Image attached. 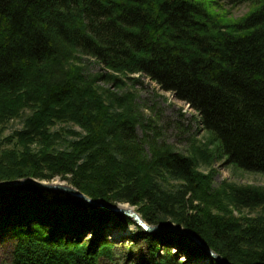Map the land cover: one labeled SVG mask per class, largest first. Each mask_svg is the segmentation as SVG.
Wrapping results in <instances>:
<instances>
[{
    "label": "trees",
    "instance_id": "obj_1",
    "mask_svg": "<svg viewBox=\"0 0 264 264\" xmlns=\"http://www.w3.org/2000/svg\"><path fill=\"white\" fill-rule=\"evenodd\" d=\"M245 4L246 16L227 18ZM82 57L108 73L87 77ZM136 74L199 115L201 155L137 139L145 127L132 108L98 86L121 89ZM17 119L22 130L1 138ZM223 159L264 175V0H0V183L59 178L151 226L191 231L228 263L264 264V190L212 189L215 173L200 168ZM130 226L61 193L1 189L13 249L0 264L112 262L108 232ZM135 242L139 264H218L172 233L138 228Z\"/></svg>",
    "mask_w": 264,
    "mask_h": 264
},
{
    "label": "rangeland",
    "instance_id": "obj_2",
    "mask_svg": "<svg viewBox=\"0 0 264 264\" xmlns=\"http://www.w3.org/2000/svg\"><path fill=\"white\" fill-rule=\"evenodd\" d=\"M219 10L216 9V12ZM226 10L230 11L228 15L226 14L229 20H239L251 11V4H245L235 9L227 6ZM81 59L84 74L87 77L95 79L96 75L108 73L104 66L94 59L89 57ZM124 83L126 85L121 89L100 81L98 86L106 92L123 98L126 106L132 108V114L138 117L145 127V129L137 128L136 135L139 141L155 142L159 147L169 145L175 152L184 155L194 154L201 146L208 144L209 138L203 130L200 117L189 105L177 100L172 93L162 91L156 83L143 75H132L129 79H124ZM23 126L24 122L21 119L10 121L1 138H7L15 131H21ZM210 147L213 150L217 146ZM145 149L148 152V146H145ZM201 153L202 151H197V155H201ZM200 169L206 174L211 170L215 173L212 186L214 190H217L224 182L264 190V175L239 170L231 164H227L226 159L217 160L211 167L203 166ZM46 183L72 187L59 178ZM121 205L132 208L127 204ZM132 209L136 211L135 208ZM244 213L251 217L257 215V213L250 214L248 211H244ZM235 214L237 215V212ZM114 232H108L112 242H115L114 260L112 262L103 260L100 264H139L141 256H144V249L142 245L135 242L138 227L135 225L127 228L125 232L118 231L121 235L116 237H113ZM86 239L92 240V233H89ZM12 249L13 242L10 235L0 232V262L8 263L10 261Z\"/></svg>",
    "mask_w": 264,
    "mask_h": 264
},
{
    "label": "water",
    "instance_id": "obj_3",
    "mask_svg": "<svg viewBox=\"0 0 264 264\" xmlns=\"http://www.w3.org/2000/svg\"><path fill=\"white\" fill-rule=\"evenodd\" d=\"M36 187L40 190L61 193L70 197L74 201H82L97 210L107 211L112 214L122 215L130 219L135 225L140 228L146 235H159L162 233H172L177 236L186 237L198 245L206 254L207 257L213 259L218 264H231L226 262L221 256L217 255L210 247L203 242L196 234L191 231L176 225H158L151 226L147 224L140 214L134 211L132 208L125 207L124 205H108L102 201H94L78 191L77 189L63 184H50L46 182H40L35 179H25L14 182H3L0 183L1 189H16L21 187Z\"/></svg>",
    "mask_w": 264,
    "mask_h": 264
},
{
    "label": "bare ground",
    "instance_id": "obj_4",
    "mask_svg": "<svg viewBox=\"0 0 264 264\" xmlns=\"http://www.w3.org/2000/svg\"><path fill=\"white\" fill-rule=\"evenodd\" d=\"M126 207V206H125ZM120 232V231H119ZM117 230L113 233V237H116V236H120L121 234V232L119 233Z\"/></svg>",
    "mask_w": 264,
    "mask_h": 264
}]
</instances>
